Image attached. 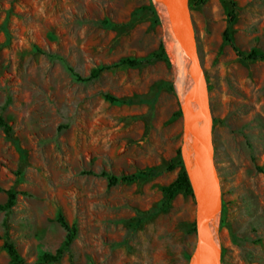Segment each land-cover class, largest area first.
<instances>
[{"label": "rangeland", "instance_id": "obj_1", "mask_svg": "<svg viewBox=\"0 0 264 264\" xmlns=\"http://www.w3.org/2000/svg\"><path fill=\"white\" fill-rule=\"evenodd\" d=\"M151 4L0 0V115L16 141L0 128V204L14 192L0 211V264H10L4 240L23 264H42L64 239L58 214L75 236L46 264H189L193 199L162 191L180 169L182 113L167 54L153 56L164 36ZM188 5L211 114L220 263L264 264V57L244 59L222 36L227 28L242 54L264 55V0ZM123 58L136 63L85 79ZM100 172L151 175L108 184Z\"/></svg>", "mask_w": 264, "mask_h": 264}, {"label": "water", "instance_id": "obj_2", "mask_svg": "<svg viewBox=\"0 0 264 264\" xmlns=\"http://www.w3.org/2000/svg\"><path fill=\"white\" fill-rule=\"evenodd\" d=\"M151 3L171 52L168 58L173 67V79L179 76L183 88L178 94L182 113L179 156L194 203L195 232L189 264H221L216 239L220 206L209 135L207 88L195 51L188 0H151Z\"/></svg>", "mask_w": 264, "mask_h": 264}, {"label": "trees", "instance_id": "obj_3", "mask_svg": "<svg viewBox=\"0 0 264 264\" xmlns=\"http://www.w3.org/2000/svg\"><path fill=\"white\" fill-rule=\"evenodd\" d=\"M206 1L207 0H191L193 5H201V4H204ZM150 8H152V12L155 14L152 4L150 5ZM231 17L232 16H229L228 21L231 20ZM156 19L158 21L157 17H156ZM222 36H223L224 41H226L230 44V46L234 49V51L236 52V54L238 56H241L244 59H257V58L264 57L263 54H261L260 52L254 50V49H251L246 54H242L240 51H238L235 48V46L231 43L227 28H225L223 30ZM153 56L155 58H164L165 60L167 59V56H166L165 50L163 48L162 42L159 43V53L155 54ZM135 63H136V60H134V59H129V58L119 59L116 63H114L112 65H106V66L102 65V66L92 68L90 70L87 78H85V79H91V78L97 77L99 75V73H101L103 70L109 69L111 67H115V66L123 65V64L130 65V64H135ZM104 97L107 99L113 100V98H111L109 95L105 94ZM0 128L5 133L6 139L9 140L11 143H13V145L16 146V141L11 134L10 127L8 124H6L4 122L1 115H0ZM177 164L180 166V169H179V172L177 173L176 177L170 183H168L167 185L162 187V191L168 197V199L171 198L173 193L177 190H181L186 194H190V186H189L188 180L185 176V173L183 171L181 161L178 160ZM98 175L104 176L106 178L108 184H115L117 182L131 181L134 178L147 176V175H151V174L149 172H139L138 174L114 176V175H110V174H107L104 172H100V174H98ZM6 194H7L6 200L0 204V211H7L13 205L14 192H12L11 190H7ZM157 208L158 207L150 208L145 213L138 215L136 217L137 222L142 221V220L150 217L151 215H153L157 211ZM56 219L59 222L60 226L65 231L63 242H62L61 246L58 247L54 251V253H52V254L42 253L41 255H39L38 256V262L39 263L46 264V263L53 262V261L57 260L60 257V255L62 254L64 247H66L72 241V239L75 236L74 226L68 225L66 223V221L63 219L62 215L58 214ZM2 247L5 249L6 253L8 254L10 264H23L22 259L17 254V252H16V250H15V248L11 242L4 240L2 243Z\"/></svg>", "mask_w": 264, "mask_h": 264}, {"label": "bare ground", "instance_id": "obj_4", "mask_svg": "<svg viewBox=\"0 0 264 264\" xmlns=\"http://www.w3.org/2000/svg\"><path fill=\"white\" fill-rule=\"evenodd\" d=\"M193 36H194V34H193ZM193 41H194V44H195V40H193ZM163 42H164L165 52H166L167 56L171 58V52H170L169 46H168V44H167V42L165 40V37L163 38ZM195 51H196V49H195ZM176 83H177L178 92L179 93H180V91L183 92V88H182V85L180 83V77L179 76L176 77ZM205 96H206V103H207V108H208V112H209V118L211 119V114H210V109H209V104H208V96H207V94ZM210 119H209V122L211 121ZM209 135H210V140H211V132L209 133ZM211 143H212V141H211ZM212 151H213V147H212ZM216 192H217V189H216ZM216 237H217L216 239L218 241V246H220V240H219L218 233H217Z\"/></svg>", "mask_w": 264, "mask_h": 264}]
</instances>
